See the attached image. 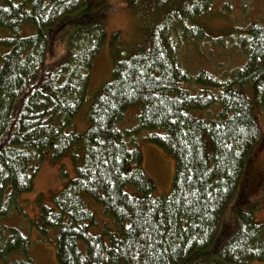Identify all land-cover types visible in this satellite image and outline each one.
Masks as SVG:
<instances>
[{
	"label": "trees",
	"instance_id": "trees-1",
	"mask_svg": "<svg viewBox=\"0 0 264 264\" xmlns=\"http://www.w3.org/2000/svg\"><path fill=\"white\" fill-rule=\"evenodd\" d=\"M213 1L131 0L153 22L144 40L113 64L80 134L74 120L89 98L106 28L78 27L58 60L49 61L47 50L72 14L73 23L85 24L98 1L0 0V217L18 209L20 196L33 189L41 160L69 155L75 176L49 202L40 201L34 222L44 236L57 229L60 264H181L206 249L196 264L264 261V222L255 219V206L246 208L249 192L240 180L249 152L264 141L253 114L254 104L264 110V26L237 34L243 66L191 68L183 56L192 45L221 44L201 23ZM27 24L35 31L23 35ZM135 108V125L123 127ZM142 141L175 158L166 195H155L143 169ZM249 178L253 188L264 185L256 173ZM240 183L236 230H223L217 249L222 211ZM95 203L111 218L100 232ZM30 244L25 231L0 225L1 264H36ZM214 251L219 257L209 254Z\"/></svg>",
	"mask_w": 264,
	"mask_h": 264
},
{
	"label": "rangeland",
	"instance_id": "rangeland-1",
	"mask_svg": "<svg viewBox=\"0 0 264 264\" xmlns=\"http://www.w3.org/2000/svg\"><path fill=\"white\" fill-rule=\"evenodd\" d=\"M97 1L98 4L94 6V9L86 11L87 14H93L87 23L81 25L73 23L77 14H72L70 22L60 31L52 34L54 37L50 40L47 50L49 61L58 60L65 55L69 47L70 35L78 27L86 25L85 27L89 28L93 24H103L106 28V44L97 54L93 63L89 98L74 120L77 131L80 134H83L89 126L87 111L93 97L101 90L102 85L110 79L113 64L125 53H130L134 46L144 40L146 27L154 19L142 7L138 6L135 8L131 0ZM202 19L201 23L205 24L206 33L213 39H217V42H221L222 45L209 43V45H206L200 40L198 41V48L196 45H192L184 53L183 60L185 63L191 68L199 66L211 68L213 64L216 67L220 64L223 66L232 64L233 68H239L245 63V58L241 50L237 51L240 37L236 36L243 33L241 36L246 37L244 33L251 25L261 24L264 26V0H214L208 13ZM21 31L23 35H30L34 33L35 29L32 25L27 24ZM115 31L119 32V35L116 40H113L112 34ZM3 33L8 34L7 31H3ZM249 94L251 95L250 91ZM131 109L122 121L121 125L123 127L132 128L135 125V117L139 113V108ZM253 114L264 133V110L254 104ZM139 145L144 157L143 169L154 180L157 187L155 195L161 196L170 193L176 169L175 158L163 148L148 141L139 142ZM250 160L253 163L247 168V174H245L246 166ZM245 169L240 180L242 182V179L245 178L243 189L249 192L250 200L246 204V208L250 209L251 206H255V219L258 222H264V185L253 188L252 182L248 181L250 173H256L257 177L259 175L262 178L264 177V141L255 145L249 152L245 161ZM75 173V163L69 155L56 161L48 158L41 160L34 178L33 189L20 196V207L18 209H15L7 216L0 217V225L17 227L28 234L31 240L29 255L35 260L36 264H60L56 257L55 246L57 229L50 228L49 233L44 236L34 222L39 218L40 201L49 202L51 196L59 192L63 188L64 183L73 178ZM240 185L241 183L237 187L233 198L227 202L222 211L220 226L213 238V242L220 241L216 240L219 237L223 239V230L225 232L231 231V233L236 230L233 204L240 194ZM101 208V204L95 203L94 209L99 221L96 232L102 231L104 223L111 220V218L100 211ZM223 241H220L217 249L220 248ZM206 250L196 252L181 264H196L205 256ZM209 254H212L213 258L219 257L218 251L209 252ZM251 264H264V261L255 260Z\"/></svg>",
	"mask_w": 264,
	"mask_h": 264
},
{
	"label": "bare ground",
	"instance_id": "bare-ground-1",
	"mask_svg": "<svg viewBox=\"0 0 264 264\" xmlns=\"http://www.w3.org/2000/svg\"><path fill=\"white\" fill-rule=\"evenodd\" d=\"M7 231V230H6Z\"/></svg>",
	"mask_w": 264,
	"mask_h": 264
}]
</instances>
